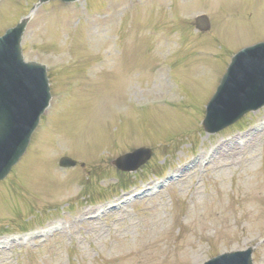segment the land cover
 <instances>
[{
	"label": "rangeland",
	"instance_id": "374dc122",
	"mask_svg": "<svg viewBox=\"0 0 264 264\" xmlns=\"http://www.w3.org/2000/svg\"><path fill=\"white\" fill-rule=\"evenodd\" d=\"M37 1L0 0V33L32 10L23 53L46 65L52 94L24 157L0 182V264H195L209 254L199 253L201 248L248 245L254 247L253 264H264V106L227 130L197 131L225 67L205 58L264 39V0ZM200 13L211 22L204 33L192 26ZM160 96L176 98L171 110L150 109L170 117L164 139L182 129L186 140L178 150L181 139L167 144L165 153L173 159L166 167L240 130L236 136L250 135L248 144L256 139L228 158L232 165L213 168L197 186L193 176H183L169 189L178 195L172 194L173 204L164 190L132 207H110L125 196L113 178L129 186L135 172L118 174L109 159L131 149L129 142L153 145L156 138L143 130L149 126L155 134L154 121L132 108ZM114 138L118 150L98 161ZM163 153L159 149L154 157L164 162ZM61 155L77 165L58 168ZM93 164L102 171L95 174ZM154 167L138 169L144 176L134 184L154 182ZM81 181L96 193L81 197ZM194 191L197 198L187 208ZM81 208L93 222L77 220ZM56 224L57 230L44 232ZM26 227L37 233L12 240Z\"/></svg>",
	"mask_w": 264,
	"mask_h": 264
},
{
	"label": "water",
	"instance_id": "95a60500",
	"mask_svg": "<svg viewBox=\"0 0 264 264\" xmlns=\"http://www.w3.org/2000/svg\"><path fill=\"white\" fill-rule=\"evenodd\" d=\"M24 22H25V20H22L21 25L24 24ZM205 24H206V20H205V18L203 16H200V17L196 18V25L199 28H202V29L205 28ZM262 50H264V49H262ZM233 63H234V61H233ZM241 64H242V61L237 60L233 64V66L231 67V70H230L229 74H232L233 72L238 71L240 69ZM37 83L39 85L40 91L44 92L43 96L41 97V102H37L35 100L32 101L33 100L32 99L31 102H29L28 105L23 106L22 110L18 111V115H17L18 117L21 118L23 116V113L26 112L28 114V117H27L28 121L27 122L24 121L23 124L20 126L21 127L20 128L17 125H11L10 118L12 116H10L7 119L6 122L4 121V125L0 126V138H3L4 137L3 134L5 133V130L3 129V127L5 126V124L6 125H11V127L9 126V131H8V133H10V135H8L7 136V140L4 141V144L6 146H9V149H5L4 150V151L7 152L8 155L3 154V152H2V149H3L2 147L3 146L0 145V179L6 175V173L9 170L11 164H13L17 160L19 155L24 151L25 146H26V144L28 142L29 135L32 132V130L34 129V127H35V125L37 123L38 116H39V114L41 113V111L43 109L41 104L43 103L44 100H46V98H48V96H47L48 89H47V86H46L45 79L44 78L43 79H39L37 81ZM223 87L224 86L222 84L221 87L219 88V92H220V90ZM214 100L212 101V104H213ZM211 108H212V105L210 107V110H211ZM247 109H250V106H241L239 108L238 115L242 114ZM231 112H233V111H231ZM232 116H233V113L228 115L227 118L212 119V117L208 113L207 117L203 121V126H204L205 129H208V130L217 129L219 126H222V125L225 124V123H223L224 120H232V119L237 117V116H234L233 118L228 119L229 117H232ZM24 130L28 131V134H26V136H24L21 141L14 137L17 133H19V131L24 132ZM134 160H136L134 165H132L130 167H127L125 165L123 166L124 162H132ZM142 161H143V159H141V156L139 155V153L134 152L132 154H127V155L121 157L120 159L117 160L116 163L121 168L131 169V168H135L137 165L142 163Z\"/></svg>",
	"mask_w": 264,
	"mask_h": 264
}]
</instances>
